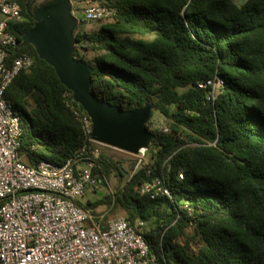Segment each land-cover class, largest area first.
Returning <instances> with one entry per match:
<instances>
[{
  "label": "trees",
  "instance_id": "16d2710c",
  "mask_svg": "<svg viewBox=\"0 0 264 264\" xmlns=\"http://www.w3.org/2000/svg\"><path fill=\"white\" fill-rule=\"evenodd\" d=\"M48 1L20 0L22 20L8 26L17 38L9 58L33 59L3 93L27 165L72 157L87 114L22 42ZM99 1L115 9L112 20L85 31L76 19L72 31L73 56L92 68L90 91L123 110L151 105L167 130L147 122V161L101 150L92 174L115 184L82 206L142 220L157 264H264V0ZM207 79L222 81L214 100L198 87ZM155 179L167 194L141 191Z\"/></svg>",
  "mask_w": 264,
  "mask_h": 264
},
{
  "label": "built area",
  "instance_id": "2783aa9c",
  "mask_svg": "<svg viewBox=\"0 0 264 264\" xmlns=\"http://www.w3.org/2000/svg\"><path fill=\"white\" fill-rule=\"evenodd\" d=\"M77 2L82 6L71 8V13L75 17L78 12L80 22L110 21L114 16L115 9L99 0ZM21 20L20 0H0V264H157L143 237L142 220L130 223L117 215L102 228L92 211L78 202L98 185L92 168L102 144L93 140L87 114L79 115L83 143L64 163L41 160L27 165L18 154L20 120L3 93L33 62L27 53L9 58L17 38L8 26ZM221 84L220 79H207L198 87L214 100ZM159 184L155 179L141 191L155 188L167 194Z\"/></svg>",
  "mask_w": 264,
  "mask_h": 264
},
{
  "label": "water",
  "instance_id": "95a60500",
  "mask_svg": "<svg viewBox=\"0 0 264 264\" xmlns=\"http://www.w3.org/2000/svg\"><path fill=\"white\" fill-rule=\"evenodd\" d=\"M32 15L35 24L25 32L22 42L33 46L38 57L54 69L60 82L72 92L74 101L86 111L93 140L132 155L147 149L152 141L146 126L151 105L123 110L90 91L92 68L73 56L72 31L77 20L69 0H49L36 7Z\"/></svg>",
  "mask_w": 264,
  "mask_h": 264
},
{
  "label": "rangeland",
  "instance_id": "374dc122",
  "mask_svg": "<svg viewBox=\"0 0 264 264\" xmlns=\"http://www.w3.org/2000/svg\"><path fill=\"white\" fill-rule=\"evenodd\" d=\"M42 0H37V2H41ZM243 0H236L238 4H240ZM70 8L78 9L82 5L77 2V0H69ZM80 14L78 12H75V17L79 18ZM101 22H107L106 20L100 21V22H88L81 25V28L85 31H90L92 29H95L99 23ZM149 127L155 128V127H165V121L161 115H159L157 112H152L150 119H149ZM100 150L112 153L114 155L120 154L122 151L106 147L105 145L100 146ZM138 159H141L143 161H147L148 155L144 151H140L138 155H136ZM115 184V178L111 177L110 180H108V184L106 186L97 185L92 190L86 191L83 196L78 198V202L80 204H83L86 200L94 201L100 197H102L104 194H107L111 191L113 185ZM92 213L97 216V219L100 220V223H106V221L114 216L121 215L117 213V211L111 210L108 211V208L105 205H99L94 210H92ZM104 214V216H103ZM103 216V217H102Z\"/></svg>",
  "mask_w": 264,
  "mask_h": 264
},
{
  "label": "crops",
  "instance_id": "0c3cea01",
  "mask_svg": "<svg viewBox=\"0 0 264 264\" xmlns=\"http://www.w3.org/2000/svg\"><path fill=\"white\" fill-rule=\"evenodd\" d=\"M96 216V215H95ZM97 217V216H96ZM101 225H102V223H101ZM104 225H106V223H104Z\"/></svg>",
  "mask_w": 264,
  "mask_h": 264
}]
</instances>
